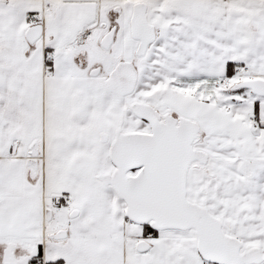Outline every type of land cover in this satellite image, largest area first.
<instances>
[{
	"label": "snow or ice",
	"instance_id": "snow-or-ice-1",
	"mask_svg": "<svg viewBox=\"0 0 264 264\" xmlns=\"http://www.w3.org/2000/svg\"><path fill=\"white\" fill-rule=\"evenodd\" d=\"M0 264H264V0H0Z\"/></svg>",
	"mask_w": 264,
	"mask_h": 264
}]
</instances>
